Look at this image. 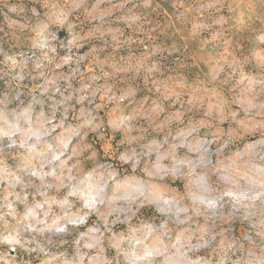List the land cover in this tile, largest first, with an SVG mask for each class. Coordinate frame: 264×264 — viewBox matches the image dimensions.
<instances>
[{"label":"rangeland","instance_id":"rangeland-1","mask_svg":"<svg viewBox=\"0 0 264 264\" xmlns=\"http://www.w3.org/2000/svg\"><path fill=\"white\" fill-rule=\"evenodd\" d=\"M0 264H264V0H0Z\"/></svg>","mask_w":264,"mask_h":264}]
</instances>
